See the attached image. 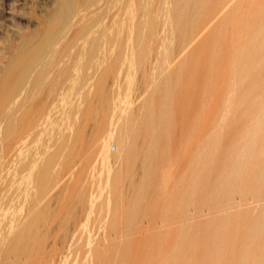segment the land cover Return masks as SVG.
<instances>
[{"label":"rangeland","instance_id":"rangeland-1","mask_svg":"<svg viewBox=\"0 0 264 264\" xmlns=\"http://www.w3.org/2000/svg\"><path fill=\"white\" fill-rule=\"evenodd\" d=\"M0 264H264V0H0Z\"/></svg>","mask_w":264,"mask_h":264}]
</instances>
